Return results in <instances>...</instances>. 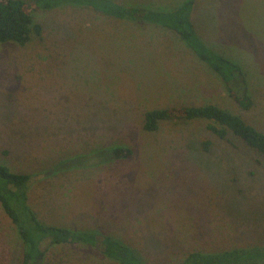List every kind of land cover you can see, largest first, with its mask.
Segmentation results:
<instances>
[{"label":"rangeland","instance_id":"obj_1","mask_svg":"<svg viewBox=\"0 0 264 264\" xmlns=\"http://www.w3.org/2000/svg\"><path fill=\"white\" fill-rule=\"evenodd\" d=\"M116 1L168 10L185 0ZM194 1L201 37L242 64L250 109L175 31L145 21L85 6L37 9L41 37L0 42V164L37 174L28 203L40 219L112 235L144 264L264 246V155L219 137L207 119L144 128L147 110L216 103L264 131V0ZM235 85L245 89L241 78ZM118 146L132 153L101 152ZM23 252L0 202V264H23ZM42 264L119 263L77 243L48 247Z\"/></svg>","mask_w":264,"mask_h":264},{"label":"trees","instance_id":"obj_2","mask_svg":"<svg viewBox=\"0 0 264 264\" xmlns=\"http://www.w3.org/2000/svg\"><path fill=\"white\" fill-rule=\"evenodd\" d=\"M194 4V0H185L177 7L165 10L125 5L116 0H0V42L14 41L27 45L34 35L41 37L43 26L35 21L33 13L37 9L85 6L118 19L145 21L175 31L196 57L223 81L228 95L243 109H250L254 105V98L247 88L242 64L216 50L201 37L192 18ZM240 78L245 85L243 91H239L235 85ZM173 118L210 120L208 128L219 137L228 138L231 133L264 155V131L249 123L239 113L216 103L147 110L144 128L156 131L162 120ZM101 152L108 158H120L130 155L132 149L118 146ZM47 173L52 174L54 170ZM36 175L14 172L0 164V202L23 241V264H42L48 247L77 243L100 247L103 254L119 264H144L132 245L112 235L93 229H75L47 223L40 219L28 203V191ZM20 210H23V217ZM183 264H264V246L234 247L216 252L192 251L184 258Z\"/></svg>","mask_w":264,"mask_h":264}]
</instances>
